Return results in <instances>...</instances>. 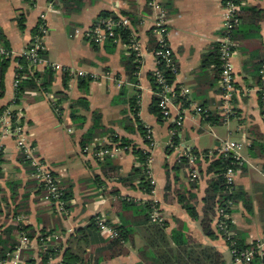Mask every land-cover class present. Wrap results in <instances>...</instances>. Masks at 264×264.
<instances>
[{"label": "crops", "instance_id": "1", "mask_svg": "<svg viewBox=\"0 0 264 264\" xmlns=\"http://www.w3.org/2000/svg\"><path fill=\"white\" fill-rule=\"evenodd\" d=\"M66 1L34 0L30 4L25 0H0V44L21 56L44 17L47 64L98 77L81 88L82 79L69 75L71 79L65 87V73L54 71V81L46 92H29L19 104H14L17 60H11L4 78L5 94L0 99V110L8 108L19 116L33 155L51 169L58 185L71 199V210L67 215L60 214L44 200L41 185L23 151L14 138L3 135L0 139V242L19 240L15 233L17 227H26L32 239L23 256L27 262L40 264L44 243L40 244L39 238L42 232L53 233L49 239L59 237L55 240L61 241L63 248L49 264H59L67 242L78 231L86 229L87 244L83 249L88 264H162L160 256L178 250L185 239L189 250L211 249L222 256L224 264H232L230 247L217 232V215L212 226L217 233L215 238L207 237L201 226L203 201L213 177L207 173L210 162L202 157L201 164H196L199 171L196 187L191 186L189 170L174 172L173 168L183 153L221 155L226 143L241 144L242 148L235 151L243 165L235 173L240 199L231 206V233L246 249L264 240V114L256 63L251 61V55L258 51L261 62L264 61V20L260 39L235 42L233 68L237 93L232 99L233 113L227 121L212 126L199 109L224 118L217 65L224 34L223 0H159L167 14V40L179 71L175 86L185 91L189 104L185 109L171 105L170 118L159 122L150 112L155 93L149 76L157 66L149 36L156 13L147 6L148 0H96L93 4L81 1L70 5ZM245 4L264 12V0H247ZM105 11L117 18H128L131 34L142 45L143 58L136 82L128 80L123 65L124 57L131 53L128 46L122 42L102 43L94 48L87 40L88 31ZM21 18H25L23 30L19 27ZM152 37L157 43V37L154 34ZM47 68L35 70L44 72ZM60 92L66 99L58 110ZM134 98L138 100V119L151 133L152 147L138 132L137 124L132 130L130 122L134 124V115L130 101ZM79 100L86 101L75 109L78 116L84 117L82 126L81 120L71 118L72 106ZM95 114L100 115V125L107 133L90 146L117 144L111 135L131 143L130 147L120 148L118 144L113 147V155L108 157L113 167L106 169L107 173L103 170L107 157L96 159L92 153H83L81 148L82 138L93 128ZM180 115L183 117V125L178 130L180 145L168 155L166 139ZM134 147L152 156L151 171L156 185L151 194L141 186L140 178L131 177L133 170L141 167L133 153ZM177 190L196 196L192 205L198 219L192 218L179 204ZM155 202L167 223L164 235L152 232L151 223L147 222L146 208ZM95 217L104 218L114 229H127L131 238L123 246V255L110 258L113 240L90 228ZM257 264H264V258H259Z\"/></svg>", "mask_w": 264, "mask_h": 264}, {"label": "trees", "instance_id": "2", "mask_svg": "<svg viewBox=\"0 0 264 264\" xmlns=\"http://www.w3.org/2000/svg\"><path fill=\"white\" fill-rule=\"evenodd\" d=\"M26 2L33 4L34 0H25ZM81 1H87L90 4H93L96 0H68L66 1V5L78 3ZM247 0H223L224 6L228 2H233L235 5V12L240 20V24L238 27L235 28L233 33V39L235 42H245L251 39H260L261 38V23L264 20V12L256 7H250L247 6L246 3ZM128 16V15H126ZM114 18L115 17L110 12H102L95 24H97L101 20ZM94 24V25H95ZM19 27L21 30L25 29V18H21L19 20ZM118 36L121 38V42L125 44L126 46H129L131 43V40L133 39V35L131 34L130 30L127 29H119L116 31ZM34 36L38 34V26L33 32ZM153 32H149L150 40L152 42V48L155 50L157 49V43L154 42V39L152 37ZM87 40L93 45L94 48H97L98 44L95 43L93 40ZM110 44H113L112 40L108 42ZM7 48V47H5ZM9 49V48H7ZM27 49H30V45ZM10 50V49H9ZM262 51V50H260ZM131 52V51H130ZM259 52V51H258ZM253 53L251 55V61L256 63V77H257V83L260 87V105L262 107V111L264 114V61L261 62V58L259 57V54ZM257 54V55H256ZM41 56L43 58H46V54L41 53ZM220 57V54H219ZM17 62H19L23 66V70L21 72L20 76V82L19 87L16 91V100L15 104H19L20 100L26 97V94L29 92H46L48 88L52 85L54 81L55 72L51 68H47L44 70V72L36 71L34 67L30 65V62L25 57H18ZM11 59H6L3 57H0V99L4 97L5 94V88H4V78L5 74L10 66ZM123 65L126 70L127 78L130 82H136L137 76L141 67V63L139 62V59L136 57L134 53H130V56L124 57L123 59ZM218 70L221 75V63L220 58L217 62ZM159 70L162 72L163 75V81L164 84L159 81V78L155 73L150 74L149 80L151 83V87L155 93L154 101L150 107V112L154 116H156L159 120V122H164L167 120V117L164 116L163 110L160 107V95L162 94L164 90V86H173L176 81V76L168 69L164 63L159 65ZM71 79L69 76V73L64 74V83L65 87H67L68 81ZM91 80L90 79H82L80 80V87L86 88ZM58 102L56 103V109H60V107L63 104V101L66 99V95L63 92H60L57 94ZM173 103L175 105H180L182 109H185L189 106L187 103V100L184 96L181 95V89L177 86H175V98L172 99ZM86 101L79 100L78 102L74 103L72 106V112H71V118L73 121L81 120V126L85 122L84 117L78 116V112L75 111V109L79 105L85 104ZM123 102V100H121ZM130 108L134 115V124L132 122V130H134L135 124L138 126V132L145 138L147 145L150 144L149 141H147L148 132L146 129H144L143 125L141 124L140 120L138 119V100L134 98L132 101H130ZM8 109V108H7ZM7 109L0 110V118L5 113ZM202 110V115L205 118L206 122L211 124L212 126L220 125L224 122L225 118H222L216 114L207 112L205 113L204 109ZM13 115H16L14 112ZM208 116V117H207ZM13 121V120H12ZM107 131L103 129L100 125V115L95 114L94 115V125L93 128L82 138L81 140V148L85 149L88 146L92 144V142L100 137L101 135H105ZM111 139L114 143H117L120 148L130 147L131 143L129 140L126 139H119L116 138L114 135H111ZM180 145V139L178 136H176L173 139V147L168 148V155H171L175 148L179 147ZM133 153L138 157L139 162L141 163V167L134 169L131 177L132 178H140L141 180V186L144 188V190L151 194L153 191V187L150 185L149 181L147 180V170H146V159L147 155L144 151L138 150L135 147L133 148ZM208 155V152H204L202 154H199L197 152H192L191 156L197 157V165L201 164L200 160L202 159L201 156H203L204 160L207 162H210L207 173L209 175H212V179L209 181V187L206 191V196L204 198V208H203V216L201 220V226L204 234L209 238H215L217 233L213 229V223L214 219L217 215V211L222 208H228V212L231 213V208L228 207V203L231 202V204H235L236 201L240 199V194L236 190L235 186H228L225 174L229 168L238 169V165L234 159V156L230 153L228 154H216L213 158H210ZM2 154L0 155V163H1ZM104 172L107 173L106 169H112V164L109 161L108 157L104 160ZM190 159L189 158H182L180 162L176 164V166L173 168L174 172H179L182 170H190ZM116 173H114L115 175ZM178 182V180H176ZM197 180H194L191 182L192 187H196ZM61 191L64 193L62 199L66 203V209L68 212L71 210L70 206V197L61 189ZM41 192L43 197L47 195V190L44 187V185H41ZM176 195L178 197V202L183 206L184 209L187 210V212L191 215L192 218L198 219V215L196 212L195 206H193V202L196 201V196L190 193H184L182 191H176ZM159 207V206H158ZM53 208V207H52ZM54 209V208H53ZM55 210V209H54ZM148 215H147V222H150V215L154 210L153 204H148L146 208ZM96 217L92 219V223L90 228H93L97 231H100L99 227L96 225ZM109 224V222H107ZM230 226V221H229ZM167 227V223L164 222V224H152L150 230L152 232H155L158 235H164L163 232ZM28 230L24 226L17 227L15 233L19 237L20 233L28 234ZM117 232L119 233L120 237L117 240L112 241V252L110 254V258H115L117 256L123 255L125 253L124 250V244L128 242L131 238L130 235H128L127 229L124 227H116ZM231 230V227H230ZM218 235L223 237L227 241V237L224 233L218 231ZM53 234V233H52ZM50 234H47L46 232H42L39 240L40 244H46V251L42 255V260L40 264H49L52 259L57 257L59 254L58 252H55V249L60 250L62 247V242L55 240L51 237ZM86 235V229L80 230L77 232L75 236H73L68 242H67V248L64 250V253L62 255L63 257V264H88L86 262V251L83 249V247L87 244V237ZM29 238V241H31L32 237L30 233L27 235ZM49 241L47 242V240ZM232 242L235 243L234 247L240 251L246 250V248H243L240 246L239 242L236 238L233 237ZM231 241H227L230 249H233ZM191 243H194V241L191 239ZM186 244H188L187 239H185L180 245L181 247L178 250H171L167 254L161 255L159 258V261L162 262V264H224L223 258L219 253H215L211 249L201 250L199 252L193 251L192 249L186 248ZM19 245L18 240H7L5 239L4 242H0V259H4L6 257V254L8 252L13 251L17 246ZM44 248V247H43ZM58 254V255H57ZM260 257H256L255 260L251 264H257ZM28 264H34V261L28 262Z\"/></svg>", "mask_w": 264, "mask_h": 264}, {"label": "built area", "instance_id": "3", "mask_svg": "<svg viewBox=\"0 0 264 264\" xmlns=\"http://www.w3.org/2000/svg\"><path fill=\"white\" fill-rule=\"evenodd\" d=\"M147 6L151 8L155 13L156 17L154 19L152 32L157 37V49L154 51V57L156 61V70L155 74L159 78V81L164 84L162 72L159 70V65L164 63L165 66L170 69V71L177 77L178 67L175 63V57L173 50L169 46L167 36V14L166 11L162 8L159 0H148ZM43 19L38 24V34L33 37V40L30 44V49H27L21 56L16 55L11 50L5 48L0 44V57L6 59H17L18 57H25L30 65L34 68L39 67H48L55 72L69 73L70 76L76 77L79 79H90L97 80L98 77L90 75L84 71H71L66 70L58 64H47L44 58L41 56V53L45 52V46L43 43L44 36L47 32L46 26L43 22ZM240 24L235 12V5L233 2H228L225 5V17H224V34L221 40L219 54H220V63H221V91L223 97V117L225 121L229 119L233 113L232 99L237 93L236 81L234 76L233 68V57L235 52L236 43L233 39V33L236 27ZM131 26V21L126 17H119L118 19L109 18L99 21L97 24L88 31L87 38L93 40L97 44L108 43L112 40L114 44L121 42V38L116 33L119 29H129ZM129 50L136 55L139 59V62H142L143 58V49L141 43L133 36L130 45L128 46ZM23 66L17 62V68L15 73V90L17 91L20 82L21 72ZM264 93V90H263ZM185 91H181V95L184 96ZM175 98V84L173 86H164V90L160 95V107L163 110L164 116L170 118L171 115V105H174L177 108H181L180 105H175L172 99ZM55 100H53L54 102ZM56 103V102H55ZM264 103V98H263ZM15 104V102H14ZM182 109V108H181ZM11 109H7L0 119V139L3 135H8L14 138L25 155V159L30 163L34 169V176L39 181L40 185H44L47 190V195L44 197V200L49 203L55 211L60 214L67 215L68 211L66 209V203L62 199L64 193L61 191L58 182L53 177L51 169L43 162L38 160L33 155V149L29 145L24 136V129L19 123L17 115H13ZM199 113L202 114V110L199 109ZM207 113V111H205ZM208 117V116H207ZM13 120V121H12ZM183 125V117L180 115L177 120L174 121V126L171 128L169 133V147H173V139L178 136V130ZM147 141L150 142V146H153L151 133L148 132ZM117 144H108L102 147L97 145L88 146L83 150V153L88 154L92 153L93 157L96 159H103L105 157H111L113 155V147H116ZM112 147V148H111ZM242 148L241 144L228 142L226 143L222 154L233 153L234 159L240 167L243 165V160L239 155L235 154V151H239ZM177 149V148H175ZM2 154L0 148V155ZM147 155L146 159V170H147V180L150 185L155 188L156 182L152 175L151 164L153 162L152 156L150 153L145 152ZM210 158H213L215 155L208 153ZM203 156H201L202 158ZM182 158L190 159V170L189 176L191 182L197 180L199 177V171L196 167L197 157L191 156L190 153H183L179 161ZM237 169L229 168L225 174V179L228 186H235V173ZM231 202L228 203V207L231 208ZM154 210L150 215V222L152 224H164L165 220L161 215L158 204L153 203ZM230 213L228 208H222L217 211V229L218 231L226 235L227 241L233 240V234L231 233L230 226ZM96 225L99 227L100 231L105 234L111 240L119 239L120 235L116 229L111 227L104 218L96 217ZM54 239H59V237L53 236ZM19 245L11 252L6 254L4 259H0V264H28L26 259L23 256V251L29 247L30 241L28 236L25 233H20L19 235ZM233 249L231 250L232 255V264H251L256 257L264 258V240L259 241L253 248L246 250H238L234 247L235 243H231ZM44 252L46 251V244L43 246ZM55 252L60 253L58 249H55ZM57 254V255H58ZM59 256V255H58ZM57 256V257H58ZM55 257V258H57ZM52 259V260H55ZM51 260V261H52ZM59 264H63V259L60 260Z\"/></svg>", "mask_w": 264, "mask_h": 264}, {"label": "water", "instance_id": "4", "mask_svg": "<svg viewBox=\"0 0 264 264\" xmlns=\"http://www.w3.org/2000/svg\"><path fill=\"white\" fill-rule=\"evenodd\" d=\"M169 141V138L168 139H166V143Z\"/></svg>", "mask_w": 264, "mask_h": 264}]
</instances>
